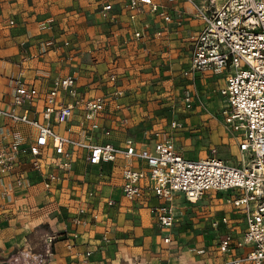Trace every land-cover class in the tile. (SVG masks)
Returning <instances> with one entry per match:
<instances>
[{"label":"built area","instance_id":"built-area-1","mask_svg":"<svg viewBox=\"0 0 264 264\" xmlns=\"http://www.w3.org/2000/svg\"><path fill=\"white\" fill-rule=\"evenodd\" d=\"M95 1L102 18L115 22L111 1ZM180 1L189 4L190 10L170 7L165 0H126L132 23L150 14L159 24L153 33L148 26L135 29L133 41L139 45L146 39L164 38L172 24L182 27L188 19L200 22L187 39V67L176 75L183 82V110L193 112L197 103L199 108L206 107L197 79L214 76L224 104V123L241 154L240 164L222 159L214 145L209 156L186 158L176 145L177 135L187 131L180 118L165 127L146 129L142 142L128 136L116 144L113 130L101 124L109 107L115 108L113 115L122 128L131 120L119 114L118 101L125 90L115 67L103 81L105 92L92 96L79 90L75 74L54 78L45 92L20 75L13 81L10 105L0 108V119L37 132L28 145L9 143L7 135L0 133L1 195L16 197L13 204L17 206L25 193L41 186L48 204H57L68 214L70 232L62 240L70 251L77 247L79 229L96 232L103 226L100 243L88 242L84 262L92 256L93 247L111 242L109 223L115 209L134 208L138 220H142L140 210H148L157 228L167 234L165 243L173 244L172 231L181 221L180 198L193 205L211 199L227 207L225 212L211 208L206 214L210 245L192 246L190 251L199 260L188 264H264V0H224L221 5L217 0ZM165 55L166 71L172 72L169 48ZM221 74L224 77L216 79ZM39 111L41 118L33 117ZM33 174L38 182L31 178ZM115 190L122 200L113 197ZM58 239L48 237V253Z\"/></svg>","mask_w":264,"mask_h":264},{"label":"crops","instance_id":"crops-1","mask_svg":"<svg viewBox=\"0 0 264 264\" xmlns=\"http://www.w3.org/2000/svg\"><path fill=\"white\" fill-rule=\"evenodd\" d=\"M110 1L114 6L115 22L102 18L95 0H0V108L10 105L13 81L20 75L29 83L35 82L40 91L45 92L54 78L75 74L79 90L92 96L105 92L103 81H106L109 69L115 67L125 90V96L118 101L122 108L119 114L130 118L131 122L122 128L119 118L113 115L115 108L110 106L101 124L113 130V140L118 145L128 136L142 142L144 131L151 128L144 120L154 116L149 110L153 104L149 92L150 77L158 82L157 90L162 97L160 101H166L167 97L171 100L173 94L170 87L175 88L177 83L180 84V92L173 96L181 95L179 78L169 88L165 86V81L174 72L166 71L165 50L169 48L173 55L174 70L187 67L190 56L187 39L201 25L197 20L188 19L182 27L172 24L164 38L146 39L137 45L133 41L134 30L148 26L153 33L159 27L158 22L152 15L146 14L140 18L141 22L132 23L128 18L126 0ZM165 1L170 7L190 10L189 4L180 0ZM55 39L59 41V47L46 48V42ZM66 43L69 45L66 46ZM85 55L88 63L84 61ZM208 81L199 77L197 89ZM199 109L195 107L193 112H188L182 107L178 111L192 114L193 120L197 119ZM157 113L161 114L162 111ZM33 117L40 119V111ZM183 121L189 124L188 119ZM193 123L196 125L198 122ZM198 125L201 131L205 130L202 123ZM0 133L7 135V142L21 145L32 143L37 134L32 127L14 126L2 119ZM176 145L181 149L180 140L176 141ZM31 178L38 182L36 175L33 174ZM106 191L110 193L109 189ZM1 193L2 187L0 263L3 264L8 261V264H121L122 259H127L129 263L134 261V264H188L199 260L190 251L192 246L199 248L210 245V235L205 233L203 225L185 229L184 224L178 223L173 233L175 242L169 245L164 241L167 234L157 228L148 210H140L142 220H138L134 208L129 211L115 209L112 211L113 220L109 223L111 242L103 248L93 247L92 256L84 262L88 242L92 243L94 239L95 243H100L98 239L100 232L104 231L103 226L97 228L96 232L79 229L77 247L70 251L66 241L62 240L70 232L66 219L68 214L57 204H48L41 186L31 188L25 193L28 194L26 197L18 200L17 206L13 204L16 197L9 195L4 198ZM113 197L122 200L119 190L114 191ZM21 204L24 206L19 207ZM50 215L54 219L48 222L46 218ZM126 216L134 219L135 227L124 223ZM42 220L48 223L46 229L50 231L39 239ZM146 221L150 225H146ZM154 229L158 231L157 234ZM51 235L59 236V239L48 253L47 239ZM136 235H141L138 236V247L132 246Z\"/></svg>","mask_w":264,"mask_h":264},{"label":"rangeland","instance_id":"rangeland-1","mask_svg":"<svg viewBox=\"0 0 264 264\" xmlns=\"http://www.w3.org/2000/svg\"><path fill=\"white\" fill-rule=\"evenodd\" d=\"M203 1V0H201ZM224 2V0H217V4L221 5ZM190 9V6H189ZM59 41L58 40H50L46 42V48L47 47H59ZM86 58V59H85ZM84 61L88 63L87 56H84ZM180 69L178 67L173 72V76L169 77L165 81V86L167 88L170 87V84L178 79L175 74L179 73ZM226 75V74H225ZM224 77V74L216 75V79H220ZM215 77L212 76L208 83H203L202 86H200L199 92L201 94L202 102L205 104L206 107L200 108L199 112L196 113L198 116L197 119L193 117L192 114H184L182 111H178L180 108L183 107V104L181 102V98L174 97L173 95H177L180 92V84L174 85L175 88L170 87V93L173 95L170 96L169 100L167 98L166 101L162 102L160 99L159 90H157V83L155 79H149L150 87L149 92L150 96L152 98L151 109H149L153 113V117L146 118L144 120V123L147 124L148 127L156 128L159 126H167L170 121L180 118L182 120H189L186 127L188 128V131H184L177 135V140H180L181 143V152L182 154L189 159H198V158H204L206 156H209L211 154L210 147L211 145H214L219 152V156L222 159L228 160L232 162L235 165H238L241 163V154L239 151L238 146L236 145L235 136L230 130L226 127L224 123V108H223V100L222 97L218 94V88L219 86L215 83ZM181 83V88H183V82L179 81ZM204 92V93H203ZM160 98V99H159ZM160 101V102H159ZM198 107V103L196 104ZM162 111V113L156 115V112ZM198 122L196 125L193 122ZM202 123V127L205 128V130L201 131L199 129V125ZM198 126V128L196 127ZM197 129H194V128ZM201 127V126H200ZM179 203L177 201L178 205V216L182 221H179V224H184L186 227L185 229H192L193 226L203 225L206 226L205 216L210 212V209L213 208L214 210H222L223 212L227 211V207L224 205H221L220 203L212 202L211 199H203L197 204H190L186 202L184 199L180 200ZM54 216L50 215L46 219L48 222L53 221ZM134 220V219H133ZM132 220V217L126 216L124 219L125 224H129L132 227H135L136 223ZM45 221H41V226H39L42 231L38 234L39 239H42L45 237L46 233H49V229H46L48 226V223L45 224ZM153 223V222H152ZM146 225H150L148 221H146ZM180 225V226H181ZM48 228V227H47ZM155 234L158 233L156 229L153 230ZM200 232V231H199ZM174 233V231H172ZM135 235V234H134ZM138 236L136 235L134 238V243L132 246L138 247L140 246L138 243ZM131 246V247H132ZM152 249V248H151ZM131 248L128 250L130 252ZM125 258L126 253H124ZM131 257V253L129 258ZM121 264H134L129 263L127 259H122ZM180 260V259H179ZM181 261V260H180ZM6 262L5 264H8ZM180 263H183L180 262Z\"/></svg>","mask_w":264,"mask_h":264},{"label":"bare ground","instance_id":"bare-ground-1","mask_svg":"<svg viewBox=\"0 0 264 264\" xmlns=\"http://www.w3.org/2000/svg\"><path fill=\"white\" fill-rule=\"evenodd\" d=\"M0 264H3V263H0Z\"/></svg>","mask_w":264,"mask_h":264}]
</instances>
